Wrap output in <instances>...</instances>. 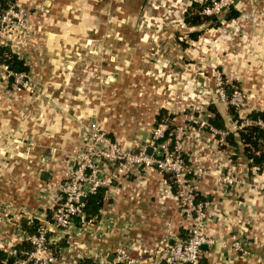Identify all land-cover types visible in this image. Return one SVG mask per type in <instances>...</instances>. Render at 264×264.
Here are the masks:
<instances>
[{"label":"crops","instance_id":"obj_1","mask_svg":"<svg viewBox=\"0 0 264 264\" xmlns=\"http://www.w3.org/2000/svg\"><path fill=\"white\" fill-rule=\"evenodd\" d=\"M25 1L44 8L32 19L35 34L28 49L35 50L25 61L31 78L42 83L38 96L43 99L27 100L17 93L13 107L5 101L2 87L0 90V202L24 209L17 216L7 214L6 237L15 224L24 228L34 223L25 210L39 209L35 198L38 184H55L73 167L72 156L82 145V123L95 120L113 140L129 138L131 143L142 144L141 131L149 136L156 115L167 109L160 104L163 96L150 91L154 88L149 83L152 74L145 54L154 46L164 52L171 44L164 40L167 32L154 39L148 27H141L158 15L162 0ZM212 42L218 55L213 53L210 58L222 69L225 82L236 83L247 94L255 107L252 114L264 112V0H258L247 12L240 11L237 18L204 30L192 41L191 49L208 50L207 43ZM103 73L109 76L108 84L97 80ZM213 103L225 121L224 129L235 141L227 138L221 153L245 182L233 184L224 196L218 195L213 191L218 159L211 153L212 159L204 162L213 171L199 187L216 214L207 229L216 242L203 247L204 261L264 264V194H253L248 185L253 178L264 180V167L249 165L234 118L224 104ZM209 143L206 150H215V144ZM191 148L188 150L192 152ZM198 157L195 152L194 159ZM43 171L48 173L46 180L41 179ZM167 184L163 174L149 170L141 179H131L123 188L105 192L99 218L86 219L98 238L76 240L69 247L62 243L65 250L58 256L68 259L98 244L112 259L121 225L128 218L132 223L130 254L139 260L137 264H157L152 251L165 238L172 243L183 237L187 224ZM113 223L115 228L104 236L103 228ZM232 240L248 246L252 258L232 250ZM6 254L1 251L0 257Z\"/></svg>","mask_w":264,"mask_h":264},{"label":"built area","instance_id":"obj_2","mask_svg":"<svg viewBox=\"0 0 264 264\" xmlns=\"http://www.w3.org/2000/svg\"><path fill=\"white\" fill-rule=\"evenodd\" d=\"M232 3L233 0H213L211 5L202 9V14L216 15L223 8L232 6ZM13 7L14 4H11L3 11L6 15L0 14V33L2 24ZM20 14H22L21 9ZM3 44L4 41L1 40L0 46ZM28 74V72H15L8 64L0 62V77L10 84L12 94L20 93L24 88L30 90ZM224 83L226 82L218 76L216 93L226 108L229 109L231 106L237 111L238 120L234 119L235 129L256 125L264 131V117L253 118L252 112L255 107L249 104L246 94L233 85V90L226 93L225 88L222 87ZM209 116L210 114H207L206 119L196 120V128L189 124L178 126L174 134L169 132L167 136L171 135V137L166 138L167 124H158V128L150 132L148 141L140 144L137 150H134L130 144L113 140L95 120L82 123V145L72 156L73 167L55 184L40 182L35 188L39 209L36 212L25 210L29 220L36 221L34 233H29L17 223L14 230L12 229L13 232H9V237H6L9 226L7 214L14 213L17 216L24 209L0 202V252L7 253L5 258L0 257L2 264H137L139 260L130 254L129 232L132 223H129L128 218L126 224L121 225L112 259H108V254L98 244L93 245L86 253L71 254L68 259L60 258L56 253L64 252V247L71 246L76 240H86L87 237L98 238L96 231L88 226L89 220H86L84 211L85 199L89 195L97 193L101 188H104L105 192L123 188L124 183L131 179H141L142 173L149 170L167 174L171 178V181H167V187L172 190L176 206L187 222L184 228L185 237H177L172 243L165 238L152 251L153 262L210 264L203 260L202 246L214 245L216 242L215 237L207 233L208 226L216 214L211 201L198 198L203 194L199 187L200 182L213 171L204 162L212 159L211 153L216 156L215 159H218L219 167L216 166L214 174L216 184L213 190L218 195L224 196L230 186L244 183L245 180L239 177L234 166L227 163V156L221 153L229 131L212 125L208 120ZM194 128L197 130L194 131L193 137L199 135L205 138V144L199 149H194V153H199L196 160L194 154L186 153L183 138L188 135V129ZM192 133L189 132V136H192ZM210 140L215 144L212 146L215 150L207 151ZM148 146L152 149L150 154L146 151ZM248 185L253 194H264V180L253 178ZM114 228V223L107 224L103 228V235L109 234ZM23 242H27L29 248L21 250L18 254L16 246ZM62 242L65 243L64 247L59 246ZM229 246L244 257L253 256L248 246L239 240H232Z\"/></svg>","mask_w":264,"mask_h":264},{"label":"rangeland","instance_id":"obj_3","mask_svg":"<svg viewBox=\"0 0 264 264\" xmlns=\"http://www.w3.org/2000/svg\"><path fill=\"white\" fill-rule=\"evenodd\" d=\"M14 1L11 2V4H14V7L9 10L7 19L2 24L0 41L3 40V46L9 48L11 52L14 51L24 61H28L29 52L35 50L34 48L28 49L33 43V36L35 34L32 27V19L35 15L43 13L44 8L41 6H34L31 2L25 0ZM199 1L201 2V0ZM257 1L258 0H233L232 5L241 12H247L250 6L253 7V4H255V7L257 6ZM189 2L190 0H162L158 15L149 21L148 24L144 22L141 26L148 27L154 39H157L163 31H165V33L167 32V36L164 40L169 41L171 44L170 49H166L164 52H162L163 50H159L157 46H154L153 49L147 50L145 54L146 57L149 58L148 70L152 74V77H154H150L151 80L149 83L150 85L152 84L154 88V90L150 88V91L153 95H162L163 99L160 104L162 103V106L167 108V112L165 111L162 115V121L157 124L155 120L152 122L149 128V134L152 130L158 128V124L161 123L167 124V134L169 132L174 134L179 125L189 124L196 128V120L206 119L207 114H211L209 105L213 102H220L218 93H216V88H218L217 77L220 76L225 82V76L219 65L214 63L210 58L213 53L218 55V52L214 51L216 43H207L208 50L204 51H200L198 48L195 51L191 49L193 48V40L188 36V29L191 27H188L182 20V13L185 12ZM20 9L22 10V14H20ZM225 9L226 8H223L216 15H223ZM2 13L4 12H0V14ZM4 14L6 15V13ZM222 23L224 24L225 21H222ZM184 43L186 45H183ZM206 57H209V59H206ZM28 76L30 77L29 83L31 88L30 90L24 88L20 94L23 95L22 98H27V100H29V98H36L35 101H40L43 99L38 96L42 90V83L34 77L31 78V73H29ZM108 77L109 76L104 73L98 74L97 80L102 84H108ZM199 77L202 78V80L200 79L201 81L198 80ZM228 86L227 88L226 83L222 85L226 93L229 89L232 91L234 88L232 85ZM1 87L3 88L5 101H8L9 104L15 107L17 102L14 101V99L17 93L12 94L13 91L10 84L0 77V90H2ZM249 104L251 105L252 103L249 102ZM152 113L153 112L150 111V117H152ZM30 122L34 124V121ZM195 128L188 129V135L183 137L185 140V151L189 153V155L191 153L194 154V149L201 148L205 142L204 137L199 135L193 137L194 131L197 130ZM189 132H193L192 136H189ZM126 140L127 141H122V143L130 144L134 147V150L138 149L137 147H139L140 144H138L137 141L131 143L129 142V138ZM189 146H193V148ZM189 148L193 151H189ZM169 181H171V178H169Z\"/></svg>","mask_w":264,"mask_h":264},{"label":"trees","instance_id":"obj_4","mask_svg":"<svg viewBox=\"0 0 264 264\" xmlns=\"http://www.w3.org/2000/svg\"><path fill=\"white\" fill-rule=\"evenodd\" d=\"M13 1L14 0H0V12L6 10ZM211 3V0H201V2L199 0H190L188 5L186 6L183 15V22L188 27L193 28V30H190L188 32V36L190 39L196 40L205 29L219 27L223 24L222 21H228L240 16L239 9L235 8L234 5L226 8L224 14L221 16L202 14V9L208 5H211ZM183 45L186 44L184 43ZM0 62L8 64L9 67L15 72H28L29 70L28 65L25 63V61L20 58L16 53L11 52V50L5 46H0ZM228 85L238 87L236 83H226L227 88L229 87ZM228 91H230V89ZM217 108L218 107L215 105V103H211L209 105V111L211 112V114L208 117V120L212 125L217 128H227L225 121ZM228 110L232 117L235 120H238L237 111H235V109L231 106ZM164 113L165 110L161 109L156 115V124L162 121L161 118ZM258 114L264 117V112H259ZM250 116H252V114H250ZM237 133L243 144V153L245 154L249 165H258L259 167H264V131L259 126L250 125L238 130ZM166 137H171V135L167 136L166 132L165 138ZM227 138L229 142L235 143L233 134H228ZM163 175L166 180L169 181V176L167 174ZM104 195L105 189L101 188L100 190H98L97 193L89 195L85 199L84 211L86 216H88L90 220L99 218L101 207L105 203ZM198 198L206 199V197L203 195H200V197ZM36 226L37 224L35 221L34 223H31V225L26 224L24 228H26L29 233H34L36 230ZM182 236L185 237V231L184 235ZM62 243L61 245H59L60 247L63 246ZM27 248H29V244L27 242H23L22 244L16 246L18 254H20L21 250ZM58 253L60 254V252L58 251L56 255H59ZM3 256L1 255V259L4 258ZM0 264H2L1 260Z\"/></svg>","mask_w":264,"mask_h":264},{"label":"water","instance_id":"obj_5","mask_svg":"<svg viewBox=\"0 0 264 264\" xmlns=\"http://www.w3.org/2000/svg\"><path fill=\"white\" fill-rule=\"evenodd\" d=\"M263 116L262 115H260V114H258V113H254L253 114V118L254 119H261ZM141 133H142V135H143V139H144V141L142 142V144H145L147 141H148V138H147V136H148V134H147V132H144V131H141ZM147 153L148 154H150L151 152H152V149H151V147H147ZM47 176H48V173L46 172V171H43L42 173H41V179L42 180H46L47 179ZM86 219H89L88 218V216H86ZM205 245H203L202 246V248L204 247ZM189 264V263H188Z\"/></svg>","mask_w":264,"mask_h":264}]
</instances>
